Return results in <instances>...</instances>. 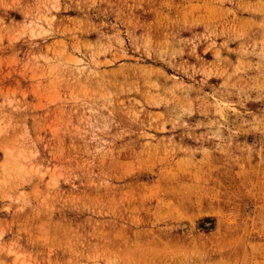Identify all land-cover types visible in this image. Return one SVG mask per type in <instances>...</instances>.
<instances>
[{
    "label": "rangeland",
    "instance_id": "374dc122",
    "mask_svg": "<svg viewBox=\"0 0 264 264\" xmlns=\"http://www.w3.org/2000/svg\"><path fill=\"white\" fill-rule=\"evenodd\" d=\"M0 264H264V0H0Z\"/></svg>",
    "mask_w": 264,
    "mask_h": 264
},
{
    "label": "bare ground",
    "instance_id": "6f19581e",
    "mask_svg": "<svg viewBox=\"0 0 264 264\" xmlns=\"http://www.w3.org/2000/svg\"><path fill=\"white\" fill-rule=\"evenodd\" d=\"M9 163V162H8ZM10 163H11V161H10Z\"/></svg>",
    "mask_w": 264,
    "mask_h": 264
}]
</instances>
